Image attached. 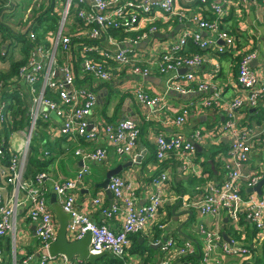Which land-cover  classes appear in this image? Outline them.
<instances>
[{
    "label": "built area",
    "instance_id": "built-area-1",
    "mask_svg": "<svg viewBox=\"0 0 264 264\" xmlns=\"http://www.w3.org/2000/svg\"><path fill=\"white\" fill-rule=\"evenodd\" d=\"M53 11L58 16V22L50 32L51 37L46 38L48 45L39 42L35 32L29 29L25 37L30 42V49L24 63L11 78L0 80V89L19 86L26 95L29 123L21 131L24 141L20 144H24L25 149L39 120L48 122L54 114L60 119L56 129L59 135L81 137L89 142L105 139L116 155H129L139 138L138 122L131 118L105 122L101 116L93 120L91 112L98 98L90 81L109 82L123 70L139 78L153 72H172L174 81L166 90L207 92L214 88V76L220 66L216 59L205 58L203 54H186L184 50L188 42L202 50L211 49L221 54L235 49L237 44L234 34L219 27L223 11L218 3L210 0H199L195 11L177 9L174 0H56ZM204 12L213 14V19H206ZM168 15L177 16L188 24L192 22L198 29L208 30L210 35L202 36L200 30L185 27L174 44L159 53L154 52L153 56L146 55L141 45L160 31L156 23ZM0 54H4L3 49ZM255 58L254 50L241 55L238 73L232 84V97L225 100L218 87L202 101L203 107L222 109L224 121L213 136L215 140L228 137L230 144L223 162L224 179H207L201 194L190 200L182 196H166L168 176L162 172L152 176L150 184L153 191L147 194L144 204L140 203L131 183L116 174L109 178L107 184L116 201L104 206L101 194L93 199L105 217V221L97 223L77 208L74 191L80 188L90 172L85 161L103 160L107 155L106 149H76L75 154L81 156L82 166L73 177L62 182L50 179L45 172H38L33 177L25 176L22 168L25 150L20 151L21 147H18L19 152L15 150V133L11 132L8 138L10 160L7 168L1 170V175L11 184L12 194L6 201L0 198V237L14 234L16 212L22 206L26 217L36 223V242L32 251L24 254L14 245L7 260L0 248V264L87 263L86 259L77 255L68 258L65 254H49V247L55 242L58 230V222L46 199L49 188L54 190L57 203L69 215L68 240H81L89 232L88 250L91 254L108 251L121 259L122 264H149L130 257V237L138 234L148 236L152 244L159 246L162 258L157 264H192L182 263L181 260L193 254H198V264H264V252L260 250L264 248V193L258 194L254 190L244 193L245 187L241 184L242 166L248 159L250 148L264 145V131L257 133L253 127L240 128L236 123L238 110L244 107L255 109L264 97V78L251 67ZM207 61L212 62L214 68L199 75L198 69ZM76 66L86 75L79 76L82 83L76 78ZM181 69L186 71L182 73ZM133 93L150 109L165 108V94L149 96L140 85L135 86ZM190 112V106L185 105L174 118V124L180 126L186 123ZM10 122L11 116L9 112H4V104L0 101V123ZM192 137V141L199 144L205 134L198 130ZM155 145L158 160L172 154L190 163L196 156V147L182 135L167 138L157 134ZM3 152L0 144V158ZM263 178L260 172H254L246 180V186L253 188ZM47 179H50V187L46 185ZM175 202H180L185 208L197 209L200 216L213 217L210 227L204 224L198 226V232L203 237L201 252H196L197 242L178 239L167 228L164 207ZM223 216L239 232H243L246 226L243 220H246L253 230V240L245 242L243 234L240 240L223 239ZM114 221L120 223L117 231L112 227ZM155 227L161 230V235L151 239Z\"/></svg>",
    "mask_w": 264,
    "mask_h": 264
},
{
    "label": "crops",
    "instance_id": "crops-1",
    "mask_svg": "<svg viewBox=\"0 0 264 264\" xmlns=\"http://www.w3.org/2000/svg\"><path fill=\"white\" fill-rule=\"evenodd\" d=\"M210 1L218 3L223 11L219 27L230 34H235L237 42L236 48L230 52L221 54L215 53L211 49L203 51L205 58L216 59L220 66V70L214 76V88L207 92L191 91L189 93L166 90L168 85L174 81L172 72L167 74L153 72L144 78H139L132 76L127 70H123L118 72L115 78L109 82L90 81L97 93V98L99 95L101 96L91 112L93 120L101 116L105 122H116L129 117L138 122L140 127L139 138L129 155L121 157L116 155L112 145L105 139L89 142L81 137L59 135L56 129L60 125V119L55 115L48 122L42 121L41 124H38L34 133L36 135L35 147L37 148L35 157L43 165V169L37 171V173L45 172L52 180L62 182L76 174L77 170L82 166L81 156L75 154L76 149L92 150L96 147L106 149L107 155L103 160L85 161L89 166L90 172L84 177L80 188L74 191L77 208L87 213L95 222L102 223L105 221V217L93 203V199L101 194L104 206H109L116 201L113 195H108L105 189L100 187V184L103 182L107 172L118 166L121 168L118 175L131 183L134 192L139 198V202L143 204L146 202L147 194L153 191L150 184L152 176H157L162 172L168 176V182L165 185V195L182 196L186 200L198 197L207 179L214 181L224 179L223 162L227 156L230 138L224 136L220 140H215L213 136V132L218 130L224 121V113L221 108L217 107L203 108L202 101L218 87L221 88L222 96L225 100L232 97L234 94L232 84L238 73V61L242 54L249 51L254 50L256 52V58L251 62V67L259 76L264 78V0H247L246 2L240 0ZM174 3L177 9L187 11H195L199 6V0H174ZM6 4H8V0H0V9L7 7ZM203 15L209 20L214 17L213 14L206 12ZM156 24L160 27V31L156 33L162 36L154 35L158 39L150 37L141 45L142 51L145 54L147 53L146 55L153 56L154 52L155 54L159 53L164 48L174 44L177 35L185 27H189L194 31L200 30L202 36L210 35L208 30L198 29L196 24L192 22H189V24L185 23L179 20L177 16L168 15L167 17H161ZM0 34L6 35L1 31ZM25 45L24 43H13L11 41L7 45L4 43L1 45L3 50L6 49V54H0V75H5V80L13 75H10L12 63L25 60L27 56ZM193 46L194 44L189 41L184 52L192 53L190 51L194 49ZM213 68L214 64L212 62H204L199 68L198 74L203 75L212 71ZM137 85H140L149 95L165 94V108L153 110L139 102L133 93V89ZM111 90L116 91L115 94L120 98L122 97L123 101L119 106H116L114 102H109L105 110V116L102 113V106L108 103V93ZM185 105L190 106L191 112L186 123L176 126L174 118ZM260 108H262V111H260ZM256 109L257 111H255ZM236 123L240 128L253 127L257 130V133L263 132L264 97L257 108L244 107L238 110ZM198 130L205 134V138L198 144L199 149H196V156L193 161L187 163L184 158H179L172 154H169L163 160L156 158L155 136L157 134H163L167 138L182 135L190 141L194 132ZM5 131V125L0 123V143L3 142L2 138L5 135L6 139L9 138L10 134H7V132L6 134L3 133ZM9 160H6L5 163L0 158V198L5 201L12 194V186L1 175V170L7 168ZM27 167L22 164L25 175ZM29 169L34 171L33 168ZM254 172H260L264 177V145L250 148L248 159L242 166L243 176L241 184L245 187L244 193H250L248 191L250 187L246 186V180ZM28 175L30 174L28 173ZM50 179L46 180L48 187H50ZM261 190L264 193V184L261 186ZM46 196L47 203L51 209L53 200L57 202L56 193L49 188ZM164 210L166 211L167 228L171 229L172 235L178 239H192L198 243L195 245L196 252H201L203 237L198 232V226L204 224L210 227L213 223V217L200 216L197 209L192 207L185 208L180 202H175L171 206L167 205ZM51 212L54 215L52 209ZM223 222L228 228V233L224 232V236L228 240L231 238L240 240L242 234L245 242L253 240V230L246 220H243V223L246 224L243 232L234 230L229 221H225L224 216ZM119 225V222L114 221L112 227L117 231ZM35 228L36 223L26 217L24 207H19L16 212L14 234L10 233L0 237V248L3 249L6 260L14 245L22 254L32 251V247H34L36 242V237L34 236ZM224 236L223 239H225ZM130 238L132 241V237ZM144 238L152 246V250L145 248L143 252L130 253L129 251L130 257L132 259L133 257L141 259L144 263L157 264L162 258L161 250L158 245L151 243L152 241L148 236ZM260 250L264 252V248Z\"/></svg>",
    "mask_w": 264,
    "mask_h": 264
},
{
    "label": "trees",
    "instance_id": "trees-1",
    "mask_svg": "<svg viewBox=\"0 0 264 264\" xmlns=\"http://www.w3.org/2000/svg\"><path fill=\"white\" fill-rule=\"evenodd\" d=\"M29 1L27 3H21L20 0H8L7 7L0 9V31L6 35L0 34L1 37V45L4 43L7 45L10 41L13 43H24L26 48V54H28L30 49V42L25 37L26 32L29 29H32L35 32V35L37 37V40L39 42H44L45 45H48V41L45 36L47 31L51 32L58 22V16L53 12V7L55 5L56 0H45V2L40 5V2L38 0H26ZM37 1V2H36ZM36 2V6L40 8V10L35 12L36 7L32 9V7H29L28 4ZM45 4V5H44ZM115 31H112L114 33ZM117 34V33H114ZM235 35V34H234ZM153 36V35H152ZM155 37V36H153ZM155 39H158L155 37ZM191 42V41H190ZM192 46V45H191ZM194 49H192V53L197 54H203V51L201 47L194 44ZM0 46V50H1ZM4 54H6V49L4 50ZM188 54V53H186ZM24 63V61L19 62H13L10 69V75L17 72L18 67ZM200 69H198L199 71ZM159 73V72H156ZM170 73V72H169ZM183 73V72H182ZM160 74V73H159ZM167 74V73H166ZM75 75L79 83H82L83 80L80 79V75L86 76L82 74L78 67L75 68ZM6 78L5 75H0V80H4ZM0 101L2 104H4V112H9L11 116V124H4L5 125V133L10 134L11 132L17 130L16 128H25L29 123V116L27 114L28 109V101L26 98V95L23 91V89L19 86L14 87H7L5 89H0ZM116 91L111 90L108 93V103H105L103 108V115L106 116V108L109 104V102H114L116 106H119L121 102L123 101V98L118 97L116 94ZM149 95V94H148ZM149 96H155V95H149ZM7 103V104H6ZM215 107V106H212ZM207 108V107H203ZM257 111V109L255 110ZM260 111H262V108H260ZM259 111V112H260ZM259 117V116H258ZM129 118V117H126ZM42 120H39L38 124H41ZM36 135L32 136V139L35 138ZM6 135L4 138H2V141L0 144L4 149V152L1 156V159L4 160L6 163V160L10 159L11 151H9L10 145L8 144V139H6ZM32 139L30 142V149H31V155L28 157V167H27V173L25 176H31L33 177L37 171L43 169V165L40 164V161L34 156H32V148L35 147L32 145ZM197 149V148H196ZM37 151V148H36ZM29 168H33L34 171H30ZM212 171V170H211ZM224 171V169H223ZM225 172V171H224ZM28 173L30 175H28ZM160 174V173H159ZM213 175V174H212ZM167 206V205H165ZM171 206V205H169ZM167 219V218H166ZM167 224V221H165ZM168 226V224H167ZM226 224H224V232L228 233ZM227 230V231H226ZM172 233V231H170ZM161 230L158 227H155V230L153 232V235L151 239L160 237ZM132 237V245L130 248L131 252H143L145 248H150L152 250V246L146 242V239L140 237L137 234H134ZM198 254L193 255H187L182 258V263L184 262H190L192 264H198ZM123 261L121 259L116 258L113 255H105L101 258L97 259L96 264H122ZM86 264H89L88 262Z\"/></svg>",
    "mask_w": 264,
    "mask_h": 264
},
{
    "label": "water",
    "instance_id": "water-1",
    "mask_svg": "<svg viewBox=\"0 0 264 264\" xmlns=\"http://www.w3.org/2000/svg\"><path fill=\"white\" fill-rule=\"evenodd\" d=\"M155 36L161 37V34L154 33ZM185 69H181L180 72H185ZM100 95L98 96V99H100ZM54 116V114H52ZM194 146L199 149V145L192 140H190ZM139 158V157H138ZM111 169L107 172L103 182L100 184V187L105 189L106 193L108 195H112L110 190L107 188V184L109 182V178L113 175L118 174L119 168ZM264 183V178L260 180L252 189L250 188L248 191H256L258 194H261V185ZM51 209L56 216V219L58 221V230L56 235V240L53 242L49 247V254L51 256H55L57 254H65L68 258H72L73 256L77 255L83 259H86L89 264H96L97 259L101 258L105 255H111L108 251H104L100 254H91L88 250V244L90 241V233H86L84 237L81 240L77 241H70L67 238V225L69 222V215L65 213L62 208L59 206V204L53 200L51 203ZM227 218H225L226 221ZM224 236V234H223ZM226 240L228 238L224 236Z\"/></svg>",
    "mask_w": 264,
    "mask_h": 264
},
{
    "label": "rangeland",
    "instance_id": "rangeland-1",
    "mask_svg": "<svg viewBox=\"0 0 264 264\" xmlns=\"http://www.w3.org/2000/svg\"><path fill=\"white\" fill-rule=\"evenodd\" d=\"M38 1L40 2V5H42V4L45 2V0H38ZM20 2H21V3H27V2H29V1L21 0ZM36 2H37V1H36ZM36 2H34L33 4L30 3V4H28V6H29V7H32V9L36 7L37 10H35V12H36V11L38 12V11L40 10V8H39L40 6L37 7V6H36ZM44 5H45V4H44ZM53 12H54V11H53ZM43 37L49 39V38L51 37L50 32L47 31V33H46L45 36H43ZM16 129H17V130L13 131V132L15 133V142H14L15 147H16L15 150H16L17 152H19V148H18V147H21V148H20V151H23V152H24V150H25V157H23V164H24V167H25V166L27 167V164H28L27 160H28L29 155L31 154L30 145H29L26 149L23 147L24 144H23L22 146L20 145V144L23 143V141H24L23 135L21 134L22 129H21V128H16ZM33 134H34V133H33ZM35 144H36V137L32 139V145L35 146ZM36 152H37V151H36V147H33V148H32V156H33V154H34V156H36Z\"/></svg>",
    "mask_w": 264,
    "mask_h": 264
},
{
    "label": "clouds",
    "instance_id": "clouds-1",
    "mask_svg": "<svg viewBox=\"0 0 264 264\" xmlns=\"http://www.w3.org/2000/svg\"><path fill=\"white\" fill-rule=\"evenodd\" d=\"M194 142V141H193Z\"/></svg>",
    "mask_w": 264,
    "mask_h": 264
}]
</instances>
